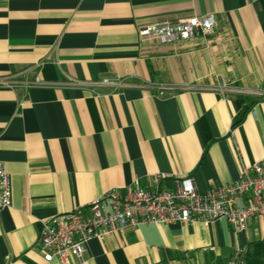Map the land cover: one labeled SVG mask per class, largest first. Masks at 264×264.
<instances>
[{
  "label": "crops",
  "instance_id": "crops-1",
  "mask_svg": "<svg viewBox=\"0 0 264 264\" xmlns=\"http://www.w3.org/2000/svg\"><path fill=\"white\" fill-rule=\"evenodd\" d=\"M206 13L209 35L161 43L138 33ZM2 80L19 84L0 85L11 187L0 264H84L43 259L44 221L157 174L160 189L191 177L205 194L264 157V0H0ZM239 246L245 264H264V217L237 231L226 221L142 224L87 241L83 260L227 264Z\"/></svg>",
  "mask_w": 264,
  "mask_h": 264
},
{
  "label": "built area",
  "instance_id": "built-area-1",
  "mask_svg": "<svg viewBox=\"0 0 264 264\" xmlns=\"http://www.w3.org/2000/svg\"><path fill=\"white\" fill-rule=\"evenodd\" d=\"M213 14L190 15L177 20L142 26L141 39L174 43L196 36L214 33ZM36 76L22 86L40 84ZM102 85H117V81L103 79ZM18 82L2 80L0 85L14 87ZM118 84H123L118 83ZM224 89L228 90L225 85ZM173 87L161 85L160 89ZM164 174H157L149 187L136 180L123 188H111L86 206L54 215L42 223L38 245L46 262L54 258L84 262L85 243L91 239L105 240L121 235L139 225L169 223L205 226L226 221L233 230L245 229L255 218L264 217V157L252 164H241V172L227 186H212L205 194L199 193L191 177L177 179L172 189H160ZM241 201V204L239 202ZM11 204L9 175L0 161V211ZM245 249L235 247L227 264H245Z\"/></svg>",
  "mask_w": 264,
  "mask_h": 264
}]
</instances>
